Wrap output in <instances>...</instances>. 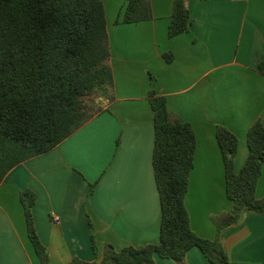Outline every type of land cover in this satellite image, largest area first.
<instances>
[{
	"label": "crops",
	"instance_id": "obj_1",
	"mask_svg": "<svg viewBox=\"0 0 264 264\" xmlns=\"http://www.w3.org/2000/svg\"><path fill=\"white\" fill-rule=\"evenodd\" d=\"M151 3L152 20L122 23L126 0H104L115 98L103 100V110L55 149L7 175L0 186V264H42L28 235L25 189L37 195L33 220L52 264L100 262L107 245L159 243L151 91L195 131L185 203L193 231L217 237L213 218L232 209L217 126L239 139V173L249 155V128L259 119L264 124V0H188L189 31L173 38L174 0ZM256 194L264 198V166ZM219 238L232 264H264V212L245 209ZM154 261L177 264L158 255ZM186 264L212 263L194 247Z\"/></svg>",
	"mask_w": 264,
	"mask_h": 264
},
{
	"label": "trees",
	"instance_id": "obj_2",
	"mask_svg": "<svg viewBox=\"0 0 264 264\" xmlns=\"http://www.w3.org/2000/svg\"><path fill=\"white\" fill-rule=\"evenodd\" d=\"M152 19L151 0H126L122 23ZM190 23L188 0H174L169 38L188 32ZM114 98L104 0H0V186L13 168L55 149L103 110V100ZM149 101L155 113L153 166L162 209L160 241L119 250L107 245L100 262L74 258L69 264H155V255L186 264L194 247L212 264H232L219 238L221 230L236 223L245 209L264 212V198L256 194L264 166L262 120L249 128V155L239 173V139L217 126L232 209L213 218L218 235L207 239L193 231L185 203L195 131L169 110L165 96L151 91ZM36 201L32 190L21 192L35 252L42 264H52L34 224ZM91 239L96 251L94 234Z\"/></svg>",
	"mask_w": 264,
	"mask_h": 264
},
{
	"label": "built area",
	"instance_id": "obj_3",
	"mask_svg": "<svg viewBox=\"0 0 264 264\" xmlns=\"http://www.w3.org/2000/svg\"><path fill=\"white\" fill-rule=\"evenodd\" d=\"M55 224H59L60 223V217L56 216L54 219Z\"/></svg>",
	"mask_w": 264,
	"mask_h": 264
}]
</instances>
